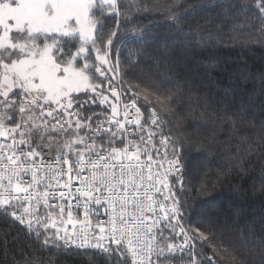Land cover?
<instances>
[{
  "label": "snow or ice",
  "instance_id": "6c2138e0",
  "mask_svg": "<svg viewBox=\"0 0 264 264\" xmlns=\"http://www.w3.org/2000/svg\"><path fill=\"white\" fill-rule=\"evenodd\" d=\"M213 6L167 14L179 24ZM154 7L131 0L123 18L127 22L129 9L148 13ZM254 7L264 37V0H254ZM120 15L118 0H0V218L18 222L41 242L40 250L58 256L91 253L109 264H170L179 255L181 264H214L194 251L195 241H207L208 234L190 232L182 221L170 179L183 192L175 141L163 134L155 108L146 118L137 106L140 92L124 98L131 87L124 89L119 60L110 58L117 33L105 42L99 32L102 18ZM143 100L150 103L147 95ZM156 100L166 110L167 98ZM91 105L107 107L96 112ZM244 113L243 105L233 115L225 112L242 143L248 136L240 135L237 120ZM251 149L248 144L249 155ZM15 264H41V258Z\"/></svg>",
  "mask_w": 264,
  "mask_h": 264
},
{
  "label": "trees",
  "instance_id": "16d2710c",
  "mask_svg": "<svg viewBox=\"0 0 264 264\" xmlns=\"http://www.w3.org/2000/svg\"><path fill=\"white\" fill-rule=\"evenodd\" d=\"M130 2L118 0L121 15L102 18L99 32L105 42L112 31L117 33L110 58L119 60L117 79L124 89L131 87L125 99L140 92L137 106L146 118L156 109L163 134L179 150L183 192L171 179L182 221L190 232L199 228L208 234L207 241H195V253L212 257L214 264H264V37L254 0H181L179 6L175 0H144L158 7L148 13L129 9L126 22L125 4ZM209 3L215 6L197 16L179 24L169 21L168 9L182 15L189 6ZM149 28L154 31L143 39H132ZM144 95L150 103H144ZM156 96L167 98L166 110ZM242 105L244 118L237 120V128L248 136L246 143L233 134L225 115ZM90 107L96 112L106 108ZM40 243L18 222L0 218V264L24 257H39L41 264H109L107 257L91 253L58 256L50 248L40 250ZM171 262L181 264L180 256Z\"/></svg>",
  "mask_w": 264,
  "mask_h": 264
},
{
  "label": "built area",
  "instance_id": "2783aa9c",
  "mask_svg": "<svg viewBox=\"0 0 264 264\" xmlns=\"http://www.w3.org/2000/svg\"><path fill=\"white\" fill-rule=\"evenodd\" d=\"M125 98V97H124ZM0 139H2V138H0ZM39 159V158H38ZM48 160H49V157H48V150H45V162L47 163L48 162ZM181 165V164H180ZM182 166V165H181ZM183 168V167H182ZM76 186H78V185H76ZM51 203H56L57 201H55V200H52V201H50ZM42 211H43V209H41ZM81 218H82V214H81ZM69 227H71V226H69ZM178 243V242H177ZM170 264H174V263H172V262H170Z\"/></svg>",
  "mask_w": 264,
  "mask_h": 264
},
{
  "label": "flooded vegetation",
  "instance_id": "af4514ba",
  "mask_svg": "<svg viewBox=\"0 0 264 264\" xmlns=\"http://www.w3.org/2000/svg\"><path fill=\"white\" fill-rule=\"evenodd\" d=\"M114 83H115V82H114ZM104 87L107 88V85L105 84ZM89 95H91V94H89ZM103 107H107V106L105 105V106H103Z\"/></svg>",
  "mask_w": 264,
  "mask_h": 264
},
{
  "label": "rangeland",
  "instance_id": "374dc122",
  "mask_svg": "<svg viewBox=\"0 0 264 264\" xmlns=\"http://www.w3.org/2000/svg\"><path fill=\"white\" fill-rule=\"evenodd\" d=\"M115 82V81H114ZM100 112V111H99ZM45 150H47V149H45ZM170 179H171V177H170Z\"/></svg>",
  "mask_w": 264,
  "mask_h": 264
},
{
  "label": "water",
  "instance_id": "95a60500",
  "mask_svg": "<svg viewBox=\"0 0 264 264\" xmlns=\"http://www.w3.org/2000/svg\"><path fill=\"white\" fill-rule=\"evenodd\" d=\"M100 79H103V78H100ZM110 110V109H109Z\"/></svg>",
  "mask_w": 264,
  "mask_h": 264
}]
</instances>
